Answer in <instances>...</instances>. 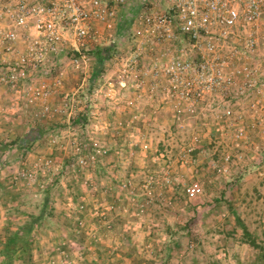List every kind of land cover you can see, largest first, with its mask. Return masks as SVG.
I'll list each match as a JSON object with an SVG mask.
<instances>
[{
	"label": "rangeland",
	"instance_id": "rangeland-1",
	"mask_svg": "<svg viewBox=\"0 0 264 264\" xmlns=\"http://www.w3.org/2000/svg\"><path fill=\"white\" fill-rule=\"evenodd\" d=\"M142 1L135 0L123 12L124 26L127 19L144 11ZM122 26L116 22L103 36L102 46H114L113 58L104 66L91 55L90 65L76 70L62 55L52 59L51 71L37 77L51 84L56 70L65 68L67 83L51 96V103L62 107L57 115L37 119V108L22 101L20 90L0 85V112L12 116L0 123V201L6 202L1 205L8 213L1 225L6 228L1 227L0 251L10 233L35 221L39 224L31 235L28 264H253L257 259L264 264L260 250L235 247L242 241V232L236 228L232 210L242 212L244 205H237L240 199L228 200L231 182L244 183L240 187L242 192L250 191L249 198L255 197L251 190L256 175L264 179V155L257 154L261 149L264 153L260 129L245 143L230 137L203 138L196 145L198 162L181 165L182 148L192 143L194 134L210 132L215 122L188 119L185 128L177 130L163 112L153 125L136 122L141 130L163 134L165 144L159 149L174 160L171 166H165L153 151L137 149L131 154L125 140H116L104 127L97 129V117H103L102 126L105 121L111 123L103 111L115 112L114 119L132 117V111L119 108L97 91L130 51L131 23L126 31ZM65 101L69 106L64 107ZM37 135L39 139L25 146L29 152L21 147ZM51 135L58 136L55 143H49ZM77 145L83 151H76ZM101 146L108 153L102 154ZM228 153L231 164L218 166L226 163ZM48 157L53 160L49 167L43 165ZM36 162H42L36 166L37 178L22 177L25 168L35 169ZM251 164L261 167L253 172L255 176L247 174L248 179L238 183L242 176L237 171ZM197 181L204 192L190 199L187 188ZM255 238L264 247V239ZM1 260L0 256L3 264ZM14 264L24 263L17 259Z\"/></svg>",
	"mask_w": 264,
	"mask_h": 264
},
{
	"label": "built area",
	"instance_id": "built-area-1",
	"mask_svg": "<svg viewBox=\"0 0 264 264\" xmlns=\"http://www.w3.org/2000/svg\"><path fill=\"white\" fill-rule=\"evenodd\" d=\"M129 2L0 0V85L20 90L22 101L37 108V119L61 113L62 107L50 100L67 83L65 68L56 70L51 84L37 77L51 71L52 59L62 55L76 70L88 67L90 52L102 46L116 22L120 25ZM142 7L131 20L129 53L97 89L109 102L132 111L128 120H113L111 135L125 140L131 154L153 151L165 166L174 160L159 149L165 144L163 134L136 124L153 125L160 112L171 117L177 130L188 119L215 122L210 132L194 134L182 148L181 165L198 162L196 145L208 136L237 143L248 142L258 129L264 136V0H143ZM69 104L65 101L64 107ZM109 127L105 121L104 128ZM57 137L51 135L49 143ZM101 147L102 154L108 153ZM231 160L228 153L226 163L218 166H229ZM52 162L48 157L43 165ZM37 164L42 162L21 176L37 178ZM203 192L198 181L187 188L190 199Z\"/></svg>",
	"mask_w": 264,
	"mask_h": 264
},
{
	"label": "crops",
	"instance_id": "crops-1",
	"mask_svg": "<svg viewBox=\"0 0 264 264\" xmlns=\"http://www.w3.org/2000/svg\"><path fill=\"white\" fill-rule=\"evenodd\" d=\"M51 102H53V100H51ZM13 105H16L17 107H19V103H15ZM12 108H14V107H12ZM97 112H99V111H97ZM10 113H11L10 115H13L14 111H11ZM103 114H104V116L108 115L107 117H109V120L111 121L110 130H108L109 132H111L112 125H113V120H114L113 116H117V114L115 112L114 113L112 112L110 114L109 110L108 111H103ZM4 118H9L10 119V118H12V116L11 117L10 116L6 117L5 115L3 116V114H1V112H0V123L1 122L5 123V121L3 120ZM17 119H19V118H17ZM97 122H98L97 129H103V127H104V126H102L103 117H99V118L97 117ZM14 124H15V122H14ZM102 133H103V130H102ZM106 137L108 138V136H106ZM262 138H264L263 135H262ZM260 153L261 154H259V152H257L259 158H261V155H264L262 149L260 150ZM253 155H254V153H253ZM256 163L258 164L259 162H256ZM260 167L261 166H256V165H252L251 164V166H244V169L240 168L237 171V174L240 172V177L242 176V178L238 179V183H240V180H244V179L247 180L248 179L247 178V174L248 175L250 174L251 176H255L253 174L257 171V169H260ZM229 173H230V171H229ZM258 173L261 174V172H258ZM235 183H237V182H234V183L231 182L230 184H228V200L229 201L230 200L231 201H237L238 199H240V202L238 201L237 205L243 204L244 208H243L242 212H240V210H239L238 215L244 221V223L246 224L249 232L251 234H253L254 237L256 236L257 239H260V238L264 239V191L262 190V188L264 187V179L263 178L259 179V178H257V175H256V178H254V180L252 182L253 188L251 190L252 193L253 192L255 193L254 194L255 197H249V198H247L246 196L250 195L249 194L250 191L246 190V191L242 192V189L240 187V186H244V183L241 182L240 185L235 184ZM237 186H238V188H240L239 192L236 191ZM244 198H247V200H245ZM2 201H0V234L3 233L2 232L3 230H1V227L4 228V229L6 228L5 226H1V225H4V223H2L3 219L4 220L8 219L7 208L3 206L4 203H6V202L4 200H2ZM1 204H3V205H1ZM1 206H2V208H1ZM7 228H9V227H7ZM243 246H248L249 247L250 245L248 243L242 242L241 240H240V242L235 244L236 248L237 247H243ZM250 247H252V246H250Z\"/></svg>",
	"mask_w": 264,
	"mask_h": 264
},
{
	"label": "trees",
	"instance_id": "trees-1",
	"mask_svg": "<svg viewBox=\"0 0 264 264\" xmlns=\"http://www.w3.org/2000/svg\"><path fill=\"white\" fill-rule=\"evenodd\" d=\"M130 4H128L122 11H126L127 7L130 6H134L133 3L135 2V0H129ZM136 3V2H135ZM123 12H122V16H123ZM132 17L130 18V20H126V24L125 26L123 25L122 19L123 17H121L120 20V25L119 26H124L125 30H127L129 22L131 23ZM125 21V20H124ZM122 26V27H123ZM121 27V28H122ZM114 50V46L110 45V46H97L94 47L92 49V51L90 52L92 55L95 56V58L97 59L98 65L100 67L104 66L105 62L108 60H111L113 58L112 56V52ZM102 69V68H101ZM103 69L100 70L97 76H99L100 74H102ZM40 135H37L35 138H31V139H26V144H21V147H24L23 149H25L27 152L30 151V149H28L27 147H25L29 142L33 143V141H35V139H39ZM234 216H235V220H236V224L237 227L236 228H241V232H242V241L245 243H248L250 246L254 247L255 249H258L261 251V253H264V247L258 243L256 241V238L253 236V234H251L246 226V224L244 223V221L241 219V217L238 215V213L234 210H232ZM37 221H40L41 217H37ZM39 224L35 221L33 222H28L24 225H22L19 229H17L15 232H12L8 235V237H6L3 240V249L0 251V256L2 257V262L3 264H14L15 260H20L22 261L24 264H28L26 261V257L30 252L31 249V235L33 233V231L35 230V226ZM236 231V229H234L232 232H230L231 234H234V232ZM264 255V254H263ZM253 264H261L260 260L257 259Z\"/></svg>",
	"mask_w": 264,
	"mask_h": 264
}]
</instances>
